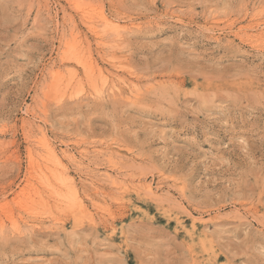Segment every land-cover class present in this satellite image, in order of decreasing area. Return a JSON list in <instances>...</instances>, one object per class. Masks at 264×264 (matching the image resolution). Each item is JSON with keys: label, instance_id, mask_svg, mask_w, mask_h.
<instances>
[{"label": "rangeland", "instance_id": "obj_1", "mask_svg": "<svg viewBox=\"0 0 264 264\" xmlns=\"http://www.w3.org/2000/svg\"><path fill=\"white\" fill-rule=\"evenodd\" d=\"M263 30L264 0H0V264H264Z\"/></svg>", "mask_w": 264, "mask_h": 264}, {"label": "bare ground", "instance_id": "obj_2", "mask_svg": "<svg viewBox=\"0 0 264 264\" xmlns=\"http://www.w3.org/2000/svg\"><path fill=\"white\" fill-rule=\"evenodd\" d=\"M76 5V4H75ZM91 8V7H90ZM93 8V7H92ZM95 9V8H94ZM93 13V12H92ZM95 13V12H94ZM97 14V13H96ZM95 14V15H96ZM86 15V14H85ZM99 17L98 18H100L102 21H104V22H111V18L110 17H108V16H106L104 13H103V11H101L100 9H99ZM258 15V14H257ZM94 17V16H93ZM90 18V17H89ZM92 18V17H91ZM95 18V17H94ZM85 19V18H84ZM87 19V18H86ZM89 20V19H88ZM97 22V21H96ZM252 23V22H251ZM109 25V24H108ZM94 28V27H93ZM100 36V35H99ZM253 37H255V38H261V37H264V30L263 31H260V32H258V33H256V34H254V35H248L247 36V38H253ZM242 39V38H241ZM262 39V38H261ZM244 40H246V39H244ZM68 41V40H67ZM103 41V40H102ZM77 45V44H76ZM71 47V46H70ZM75 50V49H74ZM84 50V49H83ZM76 52H80V51H76ZM82 55V56H81ZM81 55H79V53H73V59H75L74 61H76L78 64H80L82 67H83V72H85V74L87 75V76H92L93 75V72H94V70H95V65L89 60V59H86V57H84L83 56V53L81 54ZM90 56V55H89ZM99 67H96V69H98ZM80 71V70H79ZM67 72V71H66ZM73 73V72H72ZM98 73H100V74H102L101 73V70H98ZM97 73V74H98ZM84 74V73H83ZM84 74V75H85ZM62 75V74H61ZM75 75V74H74ZM77 75V74H76ZM59 76H60V72H59V70L58 69H55V71L53 72V78L54 79H57V78H59ZM95 76V75H94ZM98 76V75H97ZM100 76V75H99ZM70 77V76H69ZM72 77H73V75H72ZM75 77V76H74ZM76 78V77H75ZM106 78V77H105ZM74 79V78H73ZM81 79V78H80ZM87 79H90V78H87ZM99 79V78H98ZM110 79V78H109ZM53 80V79H52ZM59 80V79H58ZM105 80V79H104ZM54 81V80H53ZM60 81H61V79H60ZM60 81H59V83H60ZM70 81V80H69ZM89 81V80H88ZM56 82V81H55ZM105 82V81H104ZM54 83V82H53ZM82 83V82H81ZM92 84V83H91ZM60 85V84H59ZM52 86V85H51ZM58 86V85H57ZM115 88V87H114ZM131 88V87H130ZM118 89V88H117ZM132 89V88H131ZM134 89V88H133ZM50 90H51V88H50ZM136 90V89H135ZM117 91H115L114 93H116ZM120 92H121V90H120ZM131 92V91H130ZM125 93V92H124ZM132 93V92H131ZM134 93V92H133ZM119 94V93H118ZM121 94V93H120ZM119 94V95H120ZM130 94V93H129ZM135 94V93H134ZM137 94V93H136ZM55 95H56V93H55ZM115 95V94H114ZM113 95V96H114ZM117 95V94H116ZM133 95V94H132ZM54 96V95H53ZM125 96V95H124ZM131 96V95H130ZM57 97V96H56ZM127 97H128V95H127ZM135 97H136V95H135ZM46 143H47V141H46ZM47 146H48V151H50V153L54 156V158H56V160H58L59 161V157H58V154H57V152H56V150L52 147V145L51 144H46ZM68 155V154H67ZM86 157V156H85ZM42 163V162H41ZM54 165V164H53ZM87 165V164H86ZM45 166V165H44ZM50 166V165H49ZM79 166V165H78ZM59 167V166H58ZM55 169V170H54ZM54 169L53 170H51V174H53V175H51L52 177H56L54 180L55 181H57V178L59 179V184H57L54 188H52V190H53V195L54 196H56V194H57V196H59V197H61V198H58L59 199V203L61 202H63V204L66 202V204H68L67 203V201L69 202V200H68V194H69V197L71 196V198H72V200H74V203H76L81 209H83L84 208V203L82 202V197L80 196V194H79V192H78V189H77V186H76V183L73 181V179H72V177L68 174V172L67 171H65V170H63L62 168H61V172H60V169H59V171H56V167H54ZM56 171V172H55ZM58 172V173H57ZM60 172V173H59ZM47 174V173H46ZM43 177V176H42ZM111 178V177H110ZM42 179V178H41ZM115 181V180H114ZM113 181V183L114 184H117V183H115ZM61 182V183H60ZM51 183V182H50ZM54 183V182H53ZM58 183V182H57ZM93 184V183H92ZM122 184V183H121ZM48 185H50V184H48ZM146 185V184H145ZM46 186V185H45ZM115 186V185H114ZM117 186V185H116ZM115 186V187H116ZM151 187V186H150ZM150 187H149V190H151L150 189ZM97 188V187H96ZM51 190V191H52ZM144 190V189H143ZM152 191V190H151ZM97 192V191H96ZM150 192V191H149ZM151 193V192H150ZM146 194H148V193H146ZM51 195H52V193H51ZM52 195V196H53ZM150 195V194H149ZM61 200V201H60ZM66 200V201H65ZM58 201V200H57ZM56 203V202H55ZM72 203V202H71ZM76 204H74V206L76 205ZM59 206H61V205H59ZM65 206V205H64ZM72 206V205H71ZM78 207V208H79ZM79 208V209H80ZM60 209H61V207H60ZM65 209V208H64ZM84 210V209H83ZM73 211V210H72ZM70 212V211H69Z\"/></svg>", "mask_w": 264, "mask_h": 264}]
</instances>
